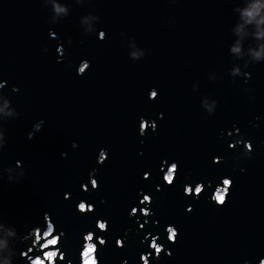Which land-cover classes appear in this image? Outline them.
I'll return each mask as SVG.
<instances>
[{
	"label": "water",
	"instance_id": "obj_1",
	"mask_svg": "<svg viewBox=\"0 0 264 264\" xmlns=\"http://www.w3.org/2000/svg\"><path fill=\"white\" fill-rule=\"evenodd\" d=\"M256 3L0 0V80L7 81L3 92L20 113L5 122L8 144L2 160L5 165L22 161L27 173L15 184L5 174L0 187L5 220L24 235L43 225L49 213L57 232L65 233L61 247L73 264H79L87 231L107 240L101 264L124 259L140 264V253L152 251L150 236L142 243L148 233L158 234V243L172 252L151 264H258L264 257V56L257 61L253 51L264 46V37L256 36L264 30V23H256L264 17V0L256 20L248 23L243 15ZM57 7L67 11L58 13ZM100 30L106 33L103 40ZM237 42L239 53L231 51ZM60 45L63 56L57 52ZM84 59L91 66L78 75ZM245 63L251 64L247 82L231 75ZM193 84L199 85L195 91ZM152 88L159 93L155 100L148 98ZM213 98L218 106L205 120L201 100L211 104ZM141 117L154 119L157 130L141 136ZM39 120L44 124L36 131ZM234 126L252 141L253 158L235 160L241 147H229L236 138L228 135ZM101 148L108 158L98 164ZM215 156L224 160L213 163ZM174 160L180 173L168 186L163 181L167 165L163 171L161 166ZM93 168L99 170V188L89 184L84 191L81 184ZM224 176L234 185L227 204L217 207L210 196ZM198 181L205 183V192L198 199L185 196L184 184L194 187ZM141 190L153 200V215L143 229L142 215H128L133 206L144 207ZM82 199L95 210L80 214L76 204ZM100 218L108 221L106 232L96 228ZM168 224L179 229L176 243L167 240ZM128 228L132 231L126 234ZM117 237L125 238L124 247L116 246ZM29 244L31 238L16 247L26 250ZM8 255V249H0V264ZM13 264L26 260L17 256Z\"/></svg>",
	"mask_w": 264,
	"mask_h": 264
},
{
	"label": "clouds",
	"instance_id": "obj_2",
	"mask_svg": "<svg viewBox=\"0 0 264 264\" xmlns=\"http://www.w3.org/2000/svg\"><path fill=\"white\" fill-rule=\"evenodd\" d=\"M180 0H176V3H179ZM260 0H257V3L252 5L251 8L244 11L243 15L247 18L246 22L250 23L253 20H256V17L259 15L261 8ZM57 12H66L67 10L63 7H57ZM50 23V22H48ZM257 26L261 23H264V17H260L259 20H256ZM50 36L52 38H57L56 33L50 30ZM257 37H264V30H259L256 33ZM98 38L103 40L106 38V33L103 30L98 32ZM69 44L72 43L71 38L68 37ZM231 51L239 53L241 51L239 42L231 48ZM45 54L48 52V48L45 46L44 48ZM57 52L63 56V47L62 45L57 47ZM135 55V54H134ZM253 56L257 61H260L261 57L264 56V46H261L259 50L253 51ZM58 62L59 59H58ZM71 64V62H70ZM251 64L245 63L243 67L237 65L232 71L231 75L234 77H243L245 82L251 78V73L246 71ZM91 62L87 59L81 60L79 65L76 67V71L78 75H83L90 68ZM0 74H2V66H0ZM235 82V79L232 80ZM7 81L0 80V99H3L4 104L0 107V112L4 113L6 119L0 120V187H2V182L5 178V174L7 175V180L9 183H18L23 177L27 175L24 164L22 161L17 160L15 164H7L5 165L2 160V154L5 147L8 144L7 138V128L5 127V122L10 119L18 118L20 113L18 110L12 105L11 99L4 94L3 89L6 87ZM193 90H197L199 85L193 84ZM13 91H19L17 87H13ZM245 92L250 93L251 88H245ZM158 90L156 88H152L148 92V98L150 100H155L158 98ZM254 98V97H250ZM218 100L213 98L212 103L208 104L206 99L201 100V107L205 110L206 115L202 118L207 119L209 116L214 114L217 106ZM159 118H163V113L159 114ZM44 124L43 120H39L36 124H34L33 128L36 131L42 129ZM156 121L146 119L144 117L140 118L139 123V133L141 136L147 134L148 130L151 129L153 132L157 130ZM228 135H235L236 138L233 139L229 143L230 148H236L237 146L241 147L240 153L235 157V160L238 162L242 158H253V154L255 152V147L251 140L245 139L244 135L240 132L238 127L233 128V130H229ZM33 133H29V138H32ZM143 142V141H142ZM77 143L75 141L72 142V147H77ZM62 156H66V153H62ZM108 158L107 149L101 148L99 150V154L97 156V163L103 164ZM224 160L222 156L213 157V163H221ZM167 165V170L163 171L164 165ZM237 167L239 164L237 163ZM161 170L163 171V181L168 186H173L175 184L176 178L180 173L179 163L177 161H172L168 163L164 161L161 166ZM97 168H93L88 173V181L86 183L81 184V188L84 191H89L88 185H91L92 190H97L99 188V181L97 179ZM240 171H245L244 168H240ZM150 173L145 172L144 178H149ZM234 185V181L230 176H224L221 178L220 183H218L215 187V190L212 192L210 196V202L215 203L217 207H223L227 204L228 197L231 194V188ZM208 186H211V181L208 182ZM160 189V186L157 185V190ZM206 190L205 183L203 181H198L193 187L192 184L186 183L183 186V192L185 196H192L194 198H199ZM71 196L70 193L65 192L64 198L69 199ZM153 202L152 196L148 193H144L141 190V199L140 204L144 205V207L138 208L137 206H133L128 213L129 218L136 217L137 213L142 215L145 220L144 223L139 224V228L143 229L145 224L148 223V217L153 215V211L150 207ZM76 210L82 214L87 215L90 212L95 210V205L88 203L86 200H80L76 204ZM187 211H192V206L188 205ZM43 225H35L29 229V231L21 235L14 224L8 223L3 214V206H2V198H0V249H8L9 255L4 259L2 264H13L14 257L19 256L22 259L26 260V264H61V262H66V264H73L71 259H68L65 251L62 250V241L65 236L63 230L57 232L56 224L53 221L51 215L49 213H45ZM158 223V222H157ZM108 221L102 218L96 220V228H98L101 232H106L108 230ZM132 229L128 228L125 230L127 232H131ZM167 233V240L170 243H176L179 240V229L173 225L168 224L165 229ZM149 236L151 237L150 243L148 247L152 250L149 252H141L140 253V264H151L152 259L159 260L162 258V254H166L168 256L172 255L171 249L165 248V246L161 243H158L159 235H151L148 233L142 243L147 241ZM31 238V244L27 247L26 250L20 249L18 250L16 245L17 243H24ZM124 239L122 237H117L116 246L124 247ZM107 245V240L103 236H97L93 231H87L83 233V244L80 248L79 253V264H101L100 260V249ZM38 252L39 254L30 255L33 252ZM154 253V257H153ZM122 264H128V260L124 259ZM232 264H237L236 261H232ZM244 264H249V261L245 260ZM258 264H264V257H260Z\"/></svg>",
	"mask_w": 264,
	"mask_h": 264
},
{
	"label": "built area",
	"instance_id": "obj_3",
	"mask_svg": "<svg viewBox=\"0 0 264 264\" xmlns=\"http://www.w3.org/2000/svg\"><path fill=\"white\" fill-rule=\"evenodd\" d=\"M29 245H30V244H29ZM29 245H28V246H29ZM32 255H33V254H32Z\"/></svg>",
	"mask_w": 264,
	"mask_h": 264
},
{
	"label": "flooded vegetation",
	"instance_id": "obj_4",
	"mask_svg": "<svg viewBox=\"0 0 264 264\" xmlns=\"http://www.w3.org/2000/svg\"><path fill=\"white\" fill-rule=\"evenodd\" d=\"M161 113H163V112H161ZM141 224V223H140Z\"/></svg>",
	"mask_w": 264,
	"mask_h": 264
}]
</instances>
